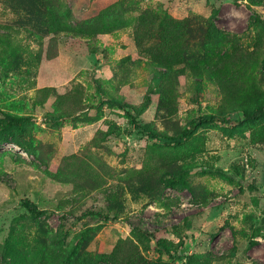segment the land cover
I'll return each instance as SVG.
<instances>
[{"label":"rangeland","instance_id":"rangeland-1","mask_svg":"<svg viewBox=\"0 0 264 264\" xmlns=\"http://www.w3.org/2000/svg\"><path fill=\"white\" fill-rule=\"evenodd\" d=\"M263 58L264 0H0V264H264Z\"/></svg>","mask_w":264,"mask_h":264},{"label":"trees","instance_id":"trees-1","mask_svg":"<svg viewBox=\"0 0 264 264\" xmlns=\"http://www.w3.org/2000/svg\"><path fill=\"white\" fill-rule=\"evenodd\" d=\"M140 32V31H139ZM137 42L140 43L142 36L140 33L137 31ZM262 68L264 72V58L262 60ZM100 103H105L108 105H118L124 109V112L127 114V116L130 118L131 123L135 125L137 128L141 129L144 131L147 135V137L152 138V139H166L168 141H172L175 144L182 143L184 140L188 139L193 135V133L197 130V128L200 125H203L205 123H208L210 121L217 120L218 117L212 114H207L200 116L198 118H194L189 123L183 127V129L180 131L179 134L174 135V136H166L164 134H161L159 132L150 130L148 128H145L141 123L138 122L136 117L129 111L128 107L124 104H121L117 99L115 98H106L102 97L100 99ZM243 119L242 121H237V125H241L245 122H251L254 121L255 119H258L262 116H264V106L262 104L256 105L252 109H243ZM60 116H53L51 118L53 119H58ZM32 119L31 116H24V115H17V114H11V113H6L4 111L0 110V146L3 142H7L10 139H13L14 131L20 130V128L30 121ZM221 122H230V119L227 118H221ZM23 206L25 209L32 215L38 216L42 212L38 209L36 204L26 200L23 202ZM146 236L156 240L158 242V236L156 233L152 232H146ZM156 242V243H157ZM163 248L160 246L158 249Z\"/></svg>","mask_w":264,"mask_h":264}]
</instances>
